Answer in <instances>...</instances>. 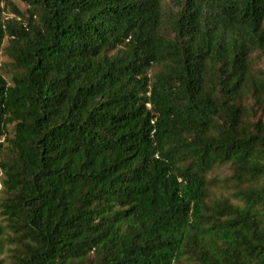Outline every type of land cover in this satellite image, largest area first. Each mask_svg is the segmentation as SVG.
<instances>
[{"label":"trees","instance_id":"obj_1","mask_svg":"<svg viewBox=\"0 0 264 264\" xmlns=\"http://www.w3.org/2000/svg\"><path fill=\"white\" fill-rule=\"evenodd\" d=\"M21 1L0 264H264V0Z\"/></svg>","mask_w":264,"mask_h":264},{"label":"rangeland","instance_id":"obj_2","mask_svg":"<svg viewBox=\"0 0 264 264\" xmlns=\"http://www.w3.org/2000/svg\"><path fill=\"white\" fill-rule=\"evenodd\" d=\"M12 3H14L20 10H22L23 12H26V6L22 3L21 0H10ZM8 61L5 58L1 59V63H7ZM231 169L229 168H224L219 170L218 172H216L215 174L212 175V177H218V178H225L231 175ZM1 189V187H0ZM3 264H7L4 263Z\"/></svg>","mask_w":264,"mask_h":264}]
</instances>
